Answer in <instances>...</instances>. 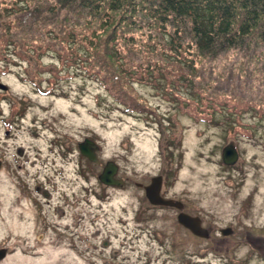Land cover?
<instances>
[{"label": "rangeland", "instance_id": "1", "mask_svg": "<svg viewBox=\"0 0 264 264\" xmlns=\"http://www.w3.org/2000/svg\"><path fill=\"white\" fill-rule=\"evenodd\" d=\"M64 12L0 54V264H264V46L177 60L158 26ZM109 162L123 185L100 182ZM159 176L208 239L149 202Z\"/></svg>", "mask_w": 264, "mask_h": 264}, {"label": "trees", "instance_id": "2", "mask_svg": "<svg viewBox=\"0 0 264 264\" xmlns=\"http://www.w3.org/2000/svg\"><path fill=\"white\" fill-rule=\"evenodd\" d=\"M52 2H54L52 5L44 4V13L54 11L51 17L45 18L43 9L14 7V10H11L0 1L2 22L0 32H4L3 38H0V46L4 38L9 37L0 47V54L2 50L12 45L15 46L16 52L19 38L24 39L26 44L31 43L34 38L32 39L30 35L38 33L41 35L49 23L55 24L59 20V16L65 13L64 11H68L66 20H70L69 16L75 14L92 15L97 22L102 23L98 29L101 27L108 29L117 19L121 20L120 25L127 23L126 26L131 29L138 27L137 25L142 28L145 27L143 25H148V28L158 26L157 28L166 31L162 34L171 40L170 49L174 50V57L177 60L186 59L193 53L201 57L215 58L232 50L246 49L249 47L248 43L254 42L256 45L264 46V0H54ZM117 13H121L120 16ZM40 15H42L41 19H39ZM14 16H19L15 26L13 22L6 21ZM77 17L79 18L77 26L82 28L81 17ZM136 19L141 20L140 23ZM144 19L145 23L142 22ZM21 22L24 26L18 27ZM71 33L75 37L76 28ZM43 34L45 35V32ZM0 36L2 37L1 33ZM31 50L38 51L36 48H30V52Z\"/></svg>", "mask_w": 264, "mask_h": 264}, {"label": "water", "instance_id": "3", "mask_svg": "<svg viewBox=\"0 0 264 264\" xmlns=\"http://www.w3.org/2000/svg\"><path fill=\"white\" fill-rule=\"evenodd\" d=\"M79 150L81 155L86 157L89 161L99 163L97 151L99 146L96 142L87 138L79 144ZM239 158L238 152L233 146H228L223 151V162L226 165H234ZM118 166L113 162H109L103 172L99 176V180L106 186L119 187L123 185L122 180L117 179ZM139 187L143 185L137 184ZM163 188V177L159 176L151 180V184L145 186L146 197L153 206L157 207H169L180 210L178 216V222L186 229L190 230L195 236L208 239L210 233L208 230L203 228L202 220L199 217H193L184 212L185 205L183 202L167 199L162 196ZM233 233L232 229L221 230L223 236H230Z\"/></svg>", "mask_w": 264, "mask_h": 264}, {"label": "flooded vegetation", "instance_id": "4", "mask_svg": "<svg viewBox=\"0 0 264 264\" xmlns=\"http://www.w3.org/2000/svg\"><path fill=\"white\" fill-rule=\"evenodd\" d=\"M125 184V183H124ZM145 191V190H144ZM162 196H163V193H162ZM157 207V206H156ZM91 256V255H90ZM92 257V256H91ZM93 257H95V256H93ZM112 259V258H111Z\"/></svg>", "mask_w": 264, "mask_h": 264}]
</instances>
